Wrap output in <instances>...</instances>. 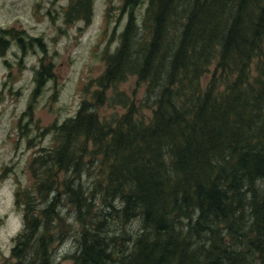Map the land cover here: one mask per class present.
Segmentation results:
<instances>
[{
    "label": "trees",
    "instance_id": "obj_1",
    "mask_svg": "<svg viewBox=\"0 0 264 264\" xmlns=\"http://www.w3.org/2000/svg\"><path fill=\"white\" fill-rule=\"evenodd\" d=\"M139 1L96 101L55 123L30 162L11 264H54L72 239L71 264H264V0ZM131 75L146 81L149 119L121 92L126 111L103 119L96 105ZM51 76L42 61L36 92Z\"/></svg>",
    "mask_w": 264,
    "mask_h": 264
},
{
    "label": "rangeland",
    "instance_id": "obj_2",
    "mask_svg": "<svg viewBox=\"0 0 264 264\" xmlns=\"http://www.w3.org/2000/svg\"><path fill=\"white\" fill-rule=\"evenodd\" d=\"M71 1L0 0V38L6 41L0 51V264L14 262L13 240L24 224L15 195L34 183L31 160L54 146L55 123L75 116L84 101H96L94 93L101 89L109 54L121 40L129 12L140 17L147 9L146 1L128 2L131 6L125 7V0H93L81 12L79 3ZM69 10L77 18L68 19ZM13 35L21 38L24 48ZM42 61L51 65L52 76L36 92V72ZM145 82L131 75L110 85L105 100L96 105L98 113L109 119L125 112L126 105L115 99L121 92L134 98L138 115L148 120L152 108L142 103ZM30 103V117L24 116ZM89 163L83 162L80 181L91 190L96 170H88ZM70 174L61 171L58 178ZM71 247L74 253L73 239L58 245L54 264H71L64 257Z\"/></svg>",
    "mask_w": 264,
    "mask_h": 264
},
{
    "label": "flooded vegetation",
    "instance_id": "obj_3",
    "mask_svg": "<svg viewBox=\"0 0 264 264\" xmlns=\"http://www.w3.org/2000/svg\"><path fill=\"white\" fill-rule=\"evenodd\" d=\"M71 1V0H70ZM73 1V2H72ZM72 4H77L79 3L80 7L78 8L79 11H84V9H87V2L91 1V3H93V0H72ZM129 1L125 0V7H129L131 6L130 4L127 5ZM69 5H71V3H69ZM125 10V9H124ZM129 13H132V11H130Z\"/></svg>",
    "mask_w": 264,
    "mask_h": 264
},
{
    "label": "bare ground",
    "instance_id": "obj_4",
    "mask_svg": "<svg viewBox=\"0 0 264 264\" xmlns=\"http://www.w3.org/2000/svg\"><path fill=\"white\" fill-rule=\"evenodd\" d=\"M128 5V4H127Z\"/></svg>",
    "mask_w": 264,
    "mask_h": 264
}]
</instances>
